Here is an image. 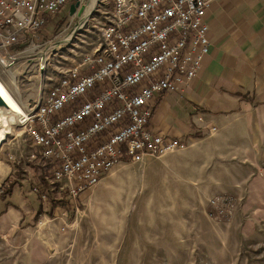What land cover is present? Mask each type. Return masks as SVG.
Listing matches in <instances>:
<instances>
[{"label": "rangeland", "instance_id": "1", "mask_svg": "<svg viewBox=\"0 0 264 264\" xmlns=\"http://www.w3.org/2000/svg\"><path fill=\"white\" fill-rule=\"evenodd\" d=\"M83 14L48 19L37 43L11 50L17 65L13 75L0 66V80L18 102L11 79L49 83L62 64L93 53L101 37L83 26ZM34 46L43 54L57 48L49 72L37 71ZM0 121V190L18 191L0 196V264H264V111H244L235 128L199 136L189 148L123 161L76 199L56 192L53 217L48 201L41 206L29 194L51 178L47 163L31 158L26 123L7 110ZM9 208L20 218L6 217Z\"/></svg>", "mask_w": 264, "mask_h": 264}, {"label": "built area", "instance_id": "2", "mask_svg": "<svg viewBox=\"0 0 264 264\" xmlns=\"http://www.w3.org/2000/svg\"><path fill=\"white\" fill-rule=\"evenodd\" d=\"M213 1L0 0V66L7 75L18 57L5 52L37 43L48 19L72 20L84 11L83 26L101 37L92 54L62 64L49 91L21 115L35 148L31 158L54 164V194L76 199L125 158L140 163L183 146L153 128V100L198 77L210 54L206 14ZM40 46L32 60L38 72H49L58 50L50 46L43 54Z\"/></svg>", "mask_w": 264, "mask_h": 264}, {"label": "crops", "instance_id": "3", "mask_svg": "<svg viewBox=\"0 0 264 264\" xmlns=\"http://www.w3.org/2000/svg\"><path fill=\"white\" fill-rule=\"evenodd\" d=\"M206 22L210 54L196 80L153 100V128L188 148L201 140L199 136L209 139L216 131L235 128L231 122L244 111H264V0H215ZM44 80L11 79L7 86L20 92L19 103L26 108L37 103L57 79ZM19 83L30 87L21 89ZM258 126L264 131L263 124ZM0 174L4 176L3 169ZM29 194L37 200L33 191ZM5 215L16 220L21 216L13 208Z\"/></svg>", "mask_w": 264, "mask_h": 264}, {"label": "trees", "instance_id": "4", "mask_svg": "<svg viewBox=\"0 0 264 264\" xmlns=\"http://www.w3.org/2000/svg\"><path fill=\"white\" fill-rule=\"evenodd\" d=\"M59 17V16H57ZM49 23V21L47 22V24ZM46 24V25H47ZM125 162H130V160L128 158H125L124 160ZM47 163V170H48V177L52 178L53 177V167L54 164L51 162H46ZM33 192L36 194L38 201L40 203V205L42 206V201H43V196L46 195L48 197V202L51 205V208L53 210H51L50 215L53 217V211H55L56 209V203L55 200L53 198V192L51 191V185L48 183L47 179L44 178L42 180H40L39 186L33 187ZM57 192V191H55ZM13 188L11 187V190L8 191L7 193H5L3 190H0V196L2 197V199H6L8 197H12L13 196ZM8 205L10 206H14L11 203H9ZM43 213V211H40L38 214V217L41 216ZM3 213H0V215H2Z\"/></svg>", "mask_w": 264, "mask_h": 264}, {"label": "bare ground", "instance_id": "5", "mask_svg": "<svg viewBox=\"0 0 264 264\" xmlns=\"http://www.w3.org/2000/svg\"><path fill=\"white\" fill-rule=\"evenodd\" d=\"M13 79H15V78H13ZM0 95L6 101L10 113L16 114L19 116H21V115L26 116V112H25L24 108L13 97V95L10 93V91L6 88V86L2 83L1 80H0ZM1 132H4V131H1ZM4 134L6 135L5 132H4Z\"/></svg>", "mask_w": 264, "mask_h": 264}, {"label": "water", "instance_id": "6", "mask_svg": "<svg viewBox=\"0 0 264 264\" xmlns=\"http://www.w3.org/2000/svg\"><path fill=\"white\" fill-rule=\"evenodd\" d=\"M78 7H79V2H77L76 4L71 6V12H70L71 16L76 15ZM0 110H8L9 111L8 105H7L6 101L2 98L1 95H0Z\"/></svg>", "mask_w": 264, "mask_h": 264}]
</instances>
